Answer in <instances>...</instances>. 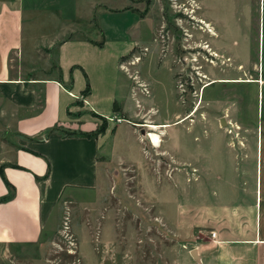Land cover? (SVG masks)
Segmentation results:
<instances>
[{
    "label": "rangeland",
    "instance_id": "374dc122",
    "mask_svg": "<svg viewBox=\"0 0 264 264\" xmlns=\"http://www.w3.org/2000/svg\"><path fill=\"white\" fill-rule=\"evenodd\" d=\"M260 1L141 2L142 11L152 10L155 34L147 24L129 34L140 42L121 60L124 83L117 105L126 101L136 133L148 134L146 125H166L154 131L160 147L147 152L146 146L141 162L131 150L135 142L129 139V152L116 143V156L133 159L134 166H107L98 188L63 194L40 243L10 247L0 254V264H189L192 248L186 243L193 237L173 222L179 201L201 211L217 200L243 206L257 200L264 233V90L261 101L256 83ZM262 65L264 73V45ZM103 126L100 121L95 131ZM124 127L117 129L119 140ZM0 140L6 142L7 135ZM193 150L210 165L200 164L196 180L189 164ZM193 181L198 190H192ZM251 214L248 210L249 219ZM207 220L201 218V224ZM198 231L206 240L208 234Z\"/></svg>",
    "mask_w": 264,
    "mask_h": 264
},
{
    "label": "crops",
    "instance_id": "0c3cea01",
    "mask_svg": "<svg viewBox=\"0 0 264 264\" xmlns=\"http://www.w3.org/2000/svg\"><path fill=\"white\" fill-rule=\"evenodd\" d=\"M142 1L0 0V134L7 135L6 142L0 140V254L10 247L39 244L63 194L98 188L110 165L134 166L133 159L116 156V143L122 142L123 152H129V139L135 142L131 150L141 162L146 146L147 152L160 147L152 145L147 134L136 133L126 101L117 105L124 83L121 59L140 42L130 40L129 34L146 24L155 34L152 10L142 11ZM263 11L261 0L257 31L261 68L256 82L261 101ZM242 42L245 47L246 41ZM100 121L103 132L93 134ZM122 124L119 140L117 129ZM67 131L70 134H64ZM107 140L109 148L103 153ZM167 145L172 147L173 141ZM190 154L191 178L196 180L200 164L210 165L201 162L195 150ZM191 188L198 190L199 183L193 181ZM219 193L231 196L229 190ZM256 201L243 206L234 199L226 204L217 200L201 211L198 205L175 201L174 225L193 237L186 243L192 248L187 262L264 264V233ZM201 218L208 224H201ZM197 231L208 234L206 240H200Z\"/></svg>",
    "mask_w": 264,
    "mask_h": 264
},
{
    "label": "bare ground",
    "instance_id": "6f19581e",
    "mask_svg": "<svg viewBox=\"0 0 264 264\" xmlns=\"http://www.w3.org/2000/svg\"><path fill=\"white\" fill-rule=\"evenodd\" d=\"M145 127L150 130L149 132H147L148 134L146 135L149 138L150 143L155 147H158L160 144V139L159 135H157L154 131H156L158 128H163L166 126L146 125Z\"/></svg>",
    "mask_w": 264,
    "mask_h": 264
},
{
    "label": "trees",
    "instance_id": "16d2710c",
    "mask_svg": "<svg viewBox=\"0 0 264 264\" xmlns=\"http://www.w3.org/2000/svg\"><path fill=\"white\" fill-rule=\"evenodd\" d=\"M127 57H128V56H126L125 58H127ZM125 58H122L121 60H124ZM87 91H88V85L86 84L84 92L86 93ZM102 122H103V121H102ZM103 128H104V126H103ZM103 128L96 130L93 134H99V133H102V132H103Z\"/></svg>",
    "mask_w": 264,
    "mask_h": 264
},
{
    "label": "built area",
    "instance_id": "2783aa9c",
    "mask_svg": "<svg viewBox=\"0 0 264 264\" xmlns=\"http://www.w3.org/2000/svg\"><path fill=\"white\" fill-rule=\"evenodd\" d=\"M210 236H211V237H214V233H210Z\"/></svg>",
    "mask_w": 264,
    "mask_h": 264
},
{
    "label": "flooded vegetation",
    "instance_id": "af4514ba",
    "mask_svg": "<svg viewBox=\"0 0 264 264\" xmlns=\"http://www.w3.org/2000/svg\"><path fill=\"white\" fill-rule=\"evenodd\" d=\"M256 80V79H255ZM257 82V81H256ZM235 83H238V81L237 82H235Z\"/></svg>",
    "mask_w": 264,
    "mask_h": 264
}]
</instances>
